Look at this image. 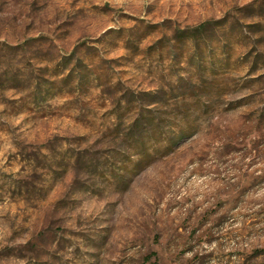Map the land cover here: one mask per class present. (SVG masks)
I'll return each instance as SVG.
<instances>
[{"label":"rangeland","instance_id":"obj_1","mask_svg":"<svg viewBox=\"0 0 264 264\" xmlns=\"http://www.w3.org/2000/svg\"><path fill=\"white\" fill-rule=\"evenodd\" d=\"M0 264H264V0H0Z\"/></svg>","mask_w":264,"mask_h":264},{"label":"trees","instance_id":"obj_2","mask_svg":"<svg viewBox=\"0 0 264 264\" xmlns=\"http://www.w3.org/2000/svg\"><path fill=\"white\" fill-rule=\"evenodd\" d=\"M207 24H208V22H204V23L198 25L197 27L193 28L192 31H202L203 29L206 28ZM194 33H196V32H192L191 35H197L198 34V33H196V34H194Z\"/></svg>","mask_w":264,"mask_h":264}]
</instances>
